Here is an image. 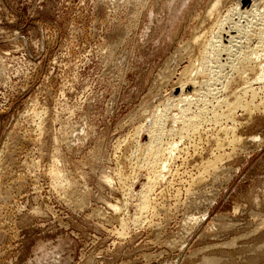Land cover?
<instances>
[{"label":"rangeland","instance_id":"374dc122","mask_svg":"<svg viewBox=\"0 0 264 264\" xmlns=\"http://www.w3.org/2000/svg\"><path fill=\"white\" fill-rule=\"evenodd\" d=\"M237 1L0 0V264H264V86L174 100Z\"/></svg>","mask_w":264,"mask_h":264},{"label":"bare ground","instance_id":"6f19581e","mask_svg":"<svg viewBox=\"0 0 264 264\" xmlns=\"http://www.w3.org/2000/svg\"><path fill=\"white\" fill-rule=\"evenodd\" d=\"M144 1H146V0H144ZM220 2H221V0H220ZM218 3H216L214 5L212 4L213 6L209 5L212 8L207 7L210 10L207 11L206 13L204 12V14L212 16L213 13L218 10L216 8ZM136 5H137V3H136ZM138 5H140V3ZM143 6H144V4H143ZM222 10H224V9H222ZM218 12H220V10ZM223 12L221 15L218 14L219 16L215 20H212L211 24H209V26L207 27L208 32L206 31L208 34H206L202 31L203 34H206V35L203 37L204 39L200 40L201 42L199 41L197 51L195 50L196 52L194 55V60H193L194 62L191 63L192 64L191 70L188 69L189 71H186L187 73L182 78L183 80L180 82V84H178V85L176 84L177 86L175 88H176V91H178V93L176 94V97L174 100H178L179 102H182L181 104H183L184 102H186V103L190 102V100L192 102L193 101L192 99H194L193 97L195 94L199 95L201 92H203V89L208 90L207 87L212 86V88H213V86H215L213 89L210 88L209 90H211V91L214 90L213 91L214 93H217V95L219 93V96H222V98L219 99V102L217 101L218 103H220L219 107L221 108L222 107L221 104H224L225 106L228 107V110H232V108H233V110H232V112H233L234 106L238 107V105L241 104V102H242L241 98L243 95H245V97H246V95H248L250 92L252 95L251 97L254 98L258 92L257 90L261 89L264 86V8L263 7L260 8L258 6V0H238L237 3H235V5L233 7L229 8V9L227 8V11L225 13H223ZM205 15H203V16H205ZM214 15H213V17H214ZM201 18H203V20H201V23H202V21H205V19H204L205 17H201ZM208 18H210V17H208ZM200 27H198V28L200 29ZM205 30L206 29H204V31ZM197 31H198V29H197ZM196 33L199 34V32H196ZM198 34H197V36L200 37ZM200 34H202V33L200 32ZM202 35H201V37H202ZM198 37H196V38H198ZM193 42H195V41H193ZM189 46H191V45H189ZM195 46L193 45V49H195L194 48ZM185 48H187V47H185ZM189 48H191V47H189ZM181 51H182V49H181ZM190 53H193V52L190 51ZM190 56H192V55H190ZM180 57H181V55H180ZM174 58H176V57H174ZM170 61H172V60H170ZM255 84H259V86L254 87ZM209 93L212 94V92H210V91H209ZM204 94H206V93H204ZM211 94H209V95H211ZM230 94H236L235 95L236 99H234V101L228 100ZM211 96H213V95H211ZM199 97H201V95ZM167 101H169V100H167ZM170 102H173V101L171 100ZM167 103H169V102H167ZM174 103H175V105H179V104H176L175 101H174ZM174 103H172V104L174 105ZM245 104H246V102H245ZM183 106H185V104ZM170 107L171 106H169V108ZM227 107H224V108L227 109ZM239 107H241V105ZM182 108L183 107H181V109ZM252 108H253V106H252ZM184 109H186V108H184ZM160 111H161V109H160ZM162 112H165V111H162ZM216 113H218V112H216ZM230 113H231V111L229 112V115H230ZM163 114H165V113H163ZM154 116H155V114H154ZM224 116H226V115H224ZM153 118H155V117H153ZM227 118L230 119L231 117L230 118L227 117ZM154 121H156V120H153L152 122H154ZM159 121H157L156 123H159ZM156 123H155V126H156ZM188 124H190V122H188ZM150 125H152V124L150 123ZM191 125H192V122H191ZM147 126H148V124H147ZM141 127H142V125H141ZM151 129H153V128H151ZM151 129H150V131H151ZM154 130H155V127H154ZM158 131H160V130H158ZM175 132H176V128H175ZM178 132H179V130H178ZM139 133H140V131H139ZM152 135L154 136L153 132H152ZM152 135H151V137H153ZM158 135H156V136H158ZM179 135H180V133H179ZM149 137H150V135H149ZM151 137H150V139H152V141L149 139L150 143L149 142L148 143L151 144V142H153V143L155 142L154 144H156V140L155 139H154L155 141L153 140L154 137L153 138H151ZM155 138H157V137H155ZM158 141H160V140H158ZM147 148H148V145H147ZM148 149L151 150V148H148ZM158 149L160 150V147H158ZM154 157L155 156H153L152 160H154ZM157 161L158 160H156V161L154 160V162L151 161V163H148L150 168H149V166H147V167L151 171H154L155 166H156L155 163H157ZM148 162H150V161H148ZM165 164L163 166L166 167ZM158 166H160V165H158ZM158 166H156V167H158ZM165 167H163V168H165ZM161 168H162V166H161ZM157 170H156V173H157ZM163 170L161 171V169H160L158 171L159 172L158 174L160 175V171L163 172ZM151 173H153V172H151ZM154 173L152 174V176L156 175ZM159 175H157V177ZM161 175L159 177H161ZM150 176H149V178L151 179L152 176L151 177ZM149 178H148V180H149ZM153 179H156V178L153 177ZM153 179H151V181H153V183H154V181H156V180H153ZM150 185H151V182H150ZM150 185H148V186H150ZM148 186H147V188H148ZM144 190H140V191H143V195L146 193V189H144ZM148 193H149V191H148ZM145 195H144V199H145V197H147ZM145 200H148V199H145ZM142 201H141V204H142ZM144 204H145V201L143 202V205Z\"/></svg>","mask_w":264,"mask_h":264}]
</instances>
